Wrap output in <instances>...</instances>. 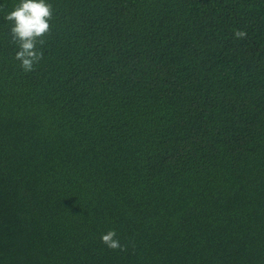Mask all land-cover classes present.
<instances>
[{
  "label": "trees",
  "instance_id": "1",
  "mask_svg": "<svg viewBox=\"0 0 264 264\" xmlns=\"http://www.w3.org/2000/svg\"><path fill=\"white\" fill-rule=\"evenodd\" d=\"M20 3L0 0V264H264V0H47L31 72Z\"/></svg>",
  "mask_w": 264,
  "mask_h": 264
},
{
  "label": "clouds",
  "instance_id": "2",
  "mask_svg": "<svg viewBox=\"0 0 264 264\" xmlns=\"http://www.w3.org/2000/svg\"><path fill=\"white\" fill-rule=\"evenodd\" d=\"M53 5L47 0H21V3L5 17L13 22L10 29L13 42L18 45L15 59L25 72L35 70V65L43 59V52L38 45L44 44L43 37L50 31V21L53 18ZM237 38H245V31L237 30ZM101 241L112 250H123L115 230L102 234Z\"/></svg>",
  "mask_w": 264,
  "mask_h": 264
}]
</instances>
